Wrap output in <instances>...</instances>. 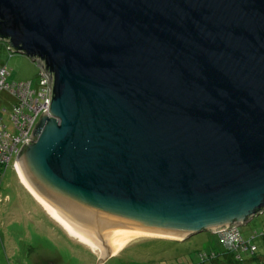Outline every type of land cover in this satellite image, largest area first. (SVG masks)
Masks as SVG:
<instances>
[{"label":"water","instance_id":"1","mask_svg":"<svg viewBox=\"0 0 264 264\" xmlns=\"http://www.w3.org/2000/svg\"><path fill=\"white\" fill-rule=\"evenodd\" d=\"M0 41L48 82L18 177L100 263L264 212V0H0Z\"/></svg>","mask_w":264,"mask_h":264},{"label":"rangeland","instance_id":"2","mask_svg":"<svg viewBox=\"0 0 264 264\" xmlns=\"http://www.w3.org/2000/svg\"><path fill=\"white\" fill-rule=\"evenodd\" d=\"M0 67L8 69V83L31 82L32 87L36 88L37 65L21 53H8L6 44L2 41ZM10 101L12 99L9 95L0 92V111L6 109V112L0 115L7 131L13 135L15 131L8 115L11 109V104L8 103ZM15 174L10 162L0 187V264H42L48 260L56 264H213L201 260L199 255L224 251L218 235L205 231L183 241L142 237L131 241L117 252L113 250L114 242L111 236L110 241L105 243L106 248L101 257L103 258L107 251L109 255L106 257L109 258L100 263L99 253L92 252L69 237L22 185L18 174ZM254 230L264 231L262 215L255 216L239 226L243 238H248ZM255 245V258L242 264H262L264 239L255 240ZM247 259L248 256L243 257V260Z\"/></svg>","mask_w":264,"mask_h":264},{"label":"built area","instance_id":"3","mask_svg":"<svg viewBox=\"0 0 264 264\" xmlns=\"http://www.w3.org/2000/svg\"><path fill=\"white\" fill-rule=\"evenodd\" d=\"M34 63L36 64V62ZM37 67L39 70L36 88L32 87L31 82L8 83L6 78L9 76V71L6 67H0V92L6 93L12 99L8 102L11 104L8 115L15 131L13 135L7 131V126L3 123V118L0 115V182L10 162H12L13 172L17 174L15 168L16 156L23 144L27 145L28 140L31 142L29 137L33 133L40 116L45 111L48 112V82L44 73H42V69L38 65ZM5 112L6 109L0 111L1 114ZM263 213L261 214L264 215ZM263 233H254L250 239L242 240L238 226L232 225L224 231L216 232V235H218L225 249L239 248L245 252L254 250L253 246L248 245L249 241L261 236ZM205 258L208 257L200 255L201 260H205Z\"/></svg>","mask_w":264,"mask_h":264},{"label":"bare ground","instance_id":"4","mask_svg":"<svg viewBox=\"0 0 264 264\" xmlns=\"http://www.w3.org/2000/svg\"><path fill=\"white\" fill-rule=\"evenodd\" d=\"M22 183V182H21ZM23 185V184H22ZM25 187V186H24ZM29 192V191H28ZM32 195V194H31ZM36 200V199H35ZM37 201V200H36ZM48 214V213H47ZM56 223H58L62 229L65 230V232L68 234L69 237H71L72 239H75L76 241H78L79 243H81L82 245L88 247L92 252L94 253H99V251L93 247V237L92 236H88L85 234H82L80 232H77L65 225H63L61 222H59L58 220H56L54 217H52L50 214H48ZM110 237L111 236H107V237H102L99 240V247L102 251V254L104 253V250L106 248V242L108 243L110 241ZM142 237H153V238H161V239H168V240H178L180 241V239H175V238H166V237H158V236H141V237H134V238H125V237H121V236H113L112 241L114 242L113 244V250L115 252H117L119 249H122L123 247H125V245H127L128 243H130L133 240H136L138 238H142ZM112 244V243H111ZM109 251V250H108ZM101 254V257H102ZM109 255V252L106 254L105 256H103V258L100 257V260L106 258V256Z\"/></svg>","mask_w":264,"mask_h":264},{"label":"trees","instance_id":"5","mask_svg":"<svg viewBox=\"0 0 264 264\" xmlns=\"http://www.w3.org/2000/svg\"><path fill=\"white\" fill-rule=\"evenodd\" d=\"M8 53H10V52H8ZM0 187H1V182H0ZM262 216L264 217V215H262ZM238 231H239V227H238ZM254 233L261 234V233H263V231L262 232L253 231L249 235L248 238H243L241 236L240 232H239L240 237H241L242 240H248V239H250V237L253 236ZM260 238L261 239H264V233L261 236L255 237V239H253L252 241H249V244L248 245L254 247V250L253 251H245V252H243L239 248L227 250V249H225L223 247L224 248V251L223 252H217V253L211 252L208 255H205L206 257H208L207 259L205 258V260H207V261H209V262H211L213 264H234V263H240V264H242V263L247 262L249 260H253V258H255L254 255L257 252V246L255 245V240L260 239ZM244 256H248V259L247 260H243V257ZM261 262H262V264H264V259H262Z\"/></svg>","mask_w":264,"mask_h":264},{"label":"flooded vegetation","instance_id":"6","mask_svg":"<svg viewBox=\"0 0 264 264\" xmlns=\"http://www.w3.org/2000/svg\"><path fill=\"white\" fill-rule=\"evenodd\" d=\"M42 264H56V263L55 262H51L50 260H48V261H43Z\"/></svg>","mask_w":264,"mask_h":264},{"label":"clouds","instance_id":"7","mask_svg":"<svg viewBox=\"0 0 264 264\" xmlns=\"http://www.w3.org/2000/svg\"><path fill=\"white\" fill-rule=\"evenodd\" d=\"M6 48H7V45H6ZM8 51V50H7ZM8 52H10V53H12L11 51H8ZM16 176V175H15ZM262 215V214H261Z\"/></svg>","mask_w":264,"mask_h":264},{"label":"crops","instance_id":"8","mask_svg":"<svg viewBox=\"0 0 264 264\" xmlns=\"http://www.w3.org/2000/svg\"><path fill=\"white\" fill-rule=\"evenodd\" d=\"M250 220H251V219H250ZM250 220H248L247 222H249ZM247 222H246V223H247ZM246 223H245V224H246ZM254 231H255V230H254Z\"/></svg>","mask_w":264,"mask_h":264}]
</instances>
